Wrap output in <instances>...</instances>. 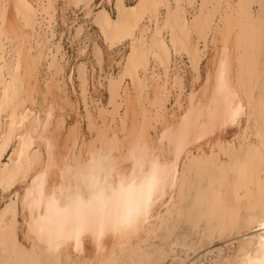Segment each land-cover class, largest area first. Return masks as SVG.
<instances>
[{
  "label": "rangeland",
  "instance_id": "374dc122",
  "mask_svg": "<svg viewBox=\"0 0 264 264\" xmlns=\"http://www.w3.org/2000/svg\"><path fill=\"white\" fill-rule=\"evenodd\" d=\"M259 1L264 5V0H255V9L259 8ZM202 2L198 0L194 8L190 0H0V72L5 81H9L16 70L20 76L10 88V92L16 93L12 105L0 110V141L7 131L10 115L15 113L28 117L18 133L32 134L34 138L39 133L48 137L52 134L50 148L40 147L44 160L40 165L43 167L35 165L37 170L34 167L32 173L26 175L28 178L19 174L11 184L0 181L4 187L0 186V212L10 199L19 201L15 216L7 213L5 221L0 222V228L4 232L10 230V241H13L15 234L13 237L23 252H34L32 225L42 211L41 208L28 212L21 202L25 195L30 200L36 199L32 184L36 174L47 172L46 192L57 193L62 186L65 196L69 198L73 188L75 191V175L70 174L69 170H73V166L83 168L91 159L110 156L114 164L112 168L123 165L124 170L112 169L113 175L119 172L116 177H121L119 175L123 171L125 177L131 174L133 164L141 154H146L147 162L168 163L163 156V153H168L167 147H161L158 143L163 132L175 129L178 121L185 117L190 95L197 91V98H203L200 88L209 70L206 43L202 36L193 35L190 29L194 18L200 13ZM105 15L110 19L108 27L103 21ZM125 16L128 20L121 23ZM120 23L122 27L115 29ZM174 26H177L180 35L175 45L170 41ZM162 40L166 48L158 49L157 44ZM186 47L190 49L186 50ZM194 49H198L201 56L198 70H192L190 52ZM259 85L256 93H260L257 91ZM3 89L0 80V99ZM246 94L243 93V105L247 109L244 111L248 112L243 113L237 123L225 131L221 141L212 144L213 147L209 146L204 156L202 150L192 148L194 152L190 158L194 156L209 160L206 169L200 167L185 173L186 179L194 182L198 189L207 188L214 178L221 177L218 166L231 167L229 172L234 176L235 172L231 171L239 165L240 171H244L249 160L244 155L246 150L260 145L253 107L254 102L260 105L263 101L258 93L254 100ZM36 115L40 118L39 132L32 127ZM99 132L105 134L108 141L117 137L121 143L119 149L122 147L120 152L119 149L106 150L103 142L97 138ZM16 141L14 139L1 158L0 168L3 162L9 160ZM33 146L34 149L39 148L36 143ZM232 154L238 159H233ZM187 159L185 155L182 156L170 176L171 180L185 172L183 168L189 163ZM190 181L181 187V191H168L153 207L151 215H165L170 208L173 214H179L180 230L190 229L193 226L191 216L186 219L190 212ZM227 195L232 196L230 192ZM238 207L234 213L235 228L230 235L217 237L210 245L204 242L196 249L175 245L173 238L164 241L163 233L169 226L166 222L161 221L159 228L151 233L146 229L141 230L137 238L144 240L139 247L147 252L145 254L158 256L160 251L172 247L173 251L164 261L147 260L144 254L146 258L142 255L140 263L183 264L184 260L198 258L206 252L216 256L229 255L231 249L222 250L228 239L250 234L256 228L246 223L251 214L248 207ZM94 231L83 239L80 253L72 245L65 248L71 260L64 257L69 261L67 263L65 260V263L77 264L76 260H79L78 264H95L115 248V241L107 236L100 249ZM37 253L41 252L37 250Z\"/></svg>",
  "mask_w": 264,
  "mask_h": 264
},
{
  "label": "bare ground",
  "instance_id": "6f19581e",
  "mask_svg": "<svg viewBox=\"0 0 264 264\" xmlns=\"http://www.w3.org/2000/svg\"><path fill=\"white\" fill-rule=\"evenodd\" d=\"M202 1L200 13L194 18L190 29L193 35L202 36L206 43L209 70L200 88L203 98L199 100L197 91H194L189 97V108L185 117L179 119V124L177 123L175 129L168 131L163 129L165 132L161 139L159 138L160 143L158 144L161 147H167L168 153H163V156L166 157L168 163H150L146 161V154H141L137 160L135 159L136 163L133 164L131 174H127L125 177L123 171L119 175L123 177L121 178L116 177L119 170L116 175L111 174L114 164L110 161V156L96 160L91 159L85 167L76 169L73 166V170H69L70 174L72 173L76 178L74 179L71 175L75 191L73 188L72 196L69 194V198L67 195L65 196V189L62 186L59 187L57 193L49 194L47 191V194L45 191L47 172L41 171L42 173L36 174L32 183L35 187L33 193L36 199L30 200L27 195L21 198L22 205L28 212L42 208L32 225L34 252H23L13 237L15 234L12 236L13 241H10V230L7 232L6 229L4 232L0 228V264H62V262L67 264L71 260L65 248L72 245L80 253L83 239L92 230L96 231H94L97 237L95 241L99 242L100 249L107 236L115 241V248L95 264H135V262L141 264L142 255L146 252L143 250V253L139 247L140 243L144 241L137 238L141 230L146 229L148 233H151L159 228L161 221L166 222L169 226L164 230V241L173 238L175 245H182L189 250L196 249L204 242L210 245L215 238L230 235L235 228L233 225L234 213L240 205L248 207L250 210L251 214H249L246 223L255 225L256 228L253 229V232L226 240L227 243L222 247V250L227 248L232 250V253L227 256H216L211 252H206L198 258L184 260L183 264H192L195 260L208 255L218 259L221 264H264V5L259 1L260 6L255 9V0ZM197 2L198 0H190V5L196 8ZM105 17H103V21L108 27L110 19L106 15ZM126 20L128 18L125 16L121 23ZM121 23L115 29L122 27ZM107 27L106 30H108ZM176 27L174 30L170 28L172 31V40L170 41L174 43L173 45L177 42V36L180 37ZM180 34L182 35V33ZM181 38L183 40V37ZM162 41L157 44L158 49L166 48ZM187 48L185 49L187 50ZM155 56L157 57L158 53ZM190 57L192 70H198L201 59L200 51L194 49L190 52ZM2 75L0 72V80L4 87L0 99V110L12 105L16 93L10 92V88L20 77L17 70L9 81H5ZM258 84H260V89L257 91L260 93H257L263 102L260 105L254 102L253 108L255 117H257V134L261 140L260 145L246 150L244 155L249 160L244 171H240L239 165L231 171L235 172L234 176L229 172L231 167L218 166L221 177L214 178L207 188L198 189L194 182L188 180L189 178L186 179L185 173L200 167L206 169L209 160L206 158L196 159L194 156L190 158L194 152L192 148H196L197 151L202 150L204 156L209 146L221 141L225 131L234 126L243 113L248 112L244 111L246 108L244 109L243 105V93L246 92V95L254 100L257 96ZM39 116L36 115L32 120L35 132L40 131L37 130L40 127ZM10 117V122L8 124L6 122L7 131L0 141V163L14 139L17 141L9 160L3 162L0 168L2 184H11L10 182H13L12 180L19 174L26 176L30 172L32 173L35 165L41 166L43 156L40 147L50 148V137L52 136L50 132V137L43 133H39L35 138L32 134L22 135L18 131L23 128L22 125L28 117L25 114L20 116L16 113L11 114ZM102 132H99L97 138L103 142L104 148L108 151L119 149L121 143L117 137L108 141ZM17 133L19 136L16 135ZM35 143L38 145V149H34ZM218 144L217 146H219ZM103 151L105 150L103 149ZM183 155L186 159L189 158V160L187 159L189 163H186L183 168L185 172L171 180L170 176ZM232 156H234L233 159H238L235 154ZM116 165L118 166V164ZM122 168L123 165L121 168L115 167V169L124 170ZM222 177L224 181L221 180ZM19 178L21 179L22 176ZM188 181H190V186L192 183V192L189 195L190 212L186 219L191 216L193 226L182 232L178 213L173 214L169 208L165 215L160 214L159 217H154L151 215V211L168 191H181V187ZM229 192L231 197H229L230 194L227 195ZM18 202L15 199L6 202L0 212L1 223L5 221L7 213L15 216ZM37 250L41 253L38 254ZM171 251H173V247L166 251L165 249L160 251L158 256L145 255L147 260L158 261L170 255ZM153 255L155 254L153 253ZM64 257L69 261L67 262ZM60 258H63L64 261ZM77 261L79 260H76L78 264Z\"/></svg>",
  "mask_w": 264,
  "mask_h": 264
},
{
  "label": "built area",
  "instance_id": "2783aa9c",
  "mask_svg": "<svg viewBox=\"0 0 264 264\" xmlns=\"http://www.w3.org/2000/svg\"><path fill=\"white\" fill-rule=\"evenodd\" d=\"M165 264V263H164ZM192 264H221L220 261L212 255L195 260Z\"/></svg>",
  "mask_w": 264,
  "mask_h": 264
}]
</instances>
